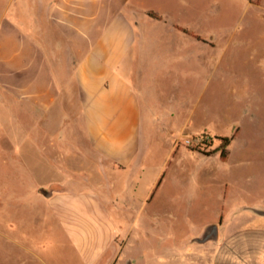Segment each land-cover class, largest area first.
<instances>
[{
	"label": "rangeland",
	"instance_id": "1",
	"mask_svg": "<svg viewBox=\"0 0 264 264\" xmlns=\"http://www.w3.org/2000/svg\"><path fill=\"white\" fill-rule=\"evenodd\" d=\"M22 3L30 5V0ZM132 4L137 7L134 13L143 17L137 18L139 24L160 37L146 50L144 60L161 55L176 62H168L166 73L154 75L151 67L145 74L162 125L150 129V136L144 130L150 152L147 173L152 182L165 165L160 185L151 191L150 200L136 202L135 216L141 215L133 225L125 224L131 222V212L112 202L113 197L126 195L121 186L97 188L76 178L73 186L81 192L69 193L85 191L101 197L102 210L117 223L104 255L93 264H214L223 230L219 225L264 219L259 215L264 211V0H133ZM146 7L147 19L142 14ZM156 11L162 14H157L159 19L152 16ZM174 24L188 28V34L170 30ZM150 25L160 27L161 33ZM200 135L203 143H185ZM219 136L231 137L226 159L220 155ZM171 148L178 153L164 164ZM25 151L30 153V145ZM21 163L18 184L13 162L4 164L5 169L0 165V264L31 260L15 245L14 239L22 238L38 249L35 264H85L46 204L51 188L35 187L37 162L28 157ZM32 164L37 168L34 175ZM127 179L123 174L120 181ZM214 220L217 236L198 241L210 233L209 221Z\"/></svg>",
	"mask_w": 264,
	"mask_h": 264
},
{
	"label": "crops",
	"instance_id": "2",
	"mask_svg": "<svg viewBox=\"0 0 264 264\" xmlns=\"http://www.w3.org/2000/svg\"><path fill=\"white\" fill-rule=\"evenodd\" d=\"M132 1L30 0L24 5L23 0H3L0 7V165L5 169L13 162L18 184L21 161L37 162L40 170L30 167L33 175L37 169L35 187L51 188L46 204L85 264L104 255L117 223L102 210L101 197L69 193L81 192L73 186L75 179L97 188L121 186L126 195L112 202L131 212L125 224L133 225L141 215L137 211L135 216L136 202L153 197L165 167L151 182L145 133L150 136V129L162 125L145 74L151 67L154 75L166 73L168 62H176L161 55L144 60L160 37L139 24ZM149 9H142L146 19ZM149 27L161 33L160 27ZM180 27L174 24L170 30L188 34ZM123 174L129 179L121 182ZM250 220L219 225L223 230L214 264H264V219ZM22 239H14L16 247L31 258L27 264H35L38 249Z\"/></svg>",
	"mask_w": 264,
	"mask_h": 264
},
{
	"label": "trees",
	"instance_id": "3",
	"mask_svg": "<svg viewBox=\"0 0 264 264\" xmlns=\"http://www.w3.org/2000/svg\"><path fill=\"white\" fill-rule=\"evenodd\" d=\"M153 17L156 18H160L157 14H152ZM219 138L221 139V145H220V150H221V158L222 159H226L228 157V150H227V146L230 144L231 142V137L229 136H219Z\"/></svg>",
	"mask_w": 264,
	"mask_h": 264
},
{
	"label": "water",
	"instance_id": "4",
	"mask_svg": "<svg viewBox=\"0 0 264 264\" xmlns=\"http://www.w3.org/2000/svg\"><path fill=\"white\" fill-rule=\"evenodd\" d=\"M260 213L264 215V211L260 212ZM217 234H218V225L217 224H213L211 226V228H210V233L207 234L203 239H199L198 241L204 242L207 239L211 238L213 235L217 236Z\"/></svg>",
	"mask_w": 264,
	"mask_h": 264
},
{
	"label": "built area",
	"instance_id": "5",
	"mask_svg": "<svg viewBox=\"0 0 264 264\" xmlns=\"http://www.w3.org/2000/svg\"><path fill=\"white\" fill-rule=\"evenodd\" d=\"M208 137V136H207ZM204 137L202 135L200 136H195V137H192V138H187L185 140V143L187 145H198V144H201L204 142Z\"/></svg>",
	"mask_w": 264,
	"mask_h": 264
}]
</instances>
